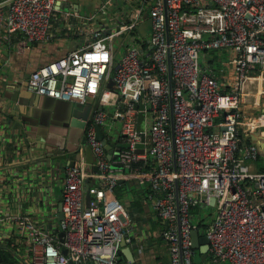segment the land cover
Instances as JSON below:
<instances>
[{
  "label": "built area",
  "instance_id": "obj_1",
  "mask_svg": "<svg viewBox=\"0 0 264 264\" xmlns=\"http://www.w3.org/2000/svg\"><path fill=\"white\" fill-rule=\"evenodd\" d=\"M59 7V0L0 1V178L11 172L8 158L28 157L3 112L8 55L49 42L58 19H63L61 33L84 36L87 42L31 71L25 89L53 100L97 101L85 126V146L97 172H87L81 149L78 160L64 167L58 223L0 212V223L8 228L2 239L10 241L19 262L133 264L119 256L122 242L131 243L130 220L116 198L112 163L96 138L98 126L105 141L111 139L117 121L129 148L118 151L116 162L137 183L151 186L148 200L170 264H193L194 207L209 213L199 234L208 240L205 264H264V172L251 170L259 150L246 144L239 131L242 122L252 127L264 123L263 114L249 119L242 112L246 86L264 74V0H102L80 25L71 20L76 14L59 17ZM214 51L229 54V84L219 83L206 64L205 54ZM139 105L142 111L135 109ZM139 144L143 148L136 151ZM43 189L48 197L50 188Z\"/></svg>",
  "mask_w": 264,
  "mask_h": 264
},
{
  "label": "crops",
  "instance_id": "obj_2",
  "mask_svg": "<svg viewBox=\"0 0 264 264\" xmlns=\"http://www.w3.org/2000/svg\"><path fill=\"white\" fill-rule=\"evenodd\" d=\"M59 1L60 7L57 15L63 17L64 13L76 14L78 18H71V20L73 24L80 25L83 22V18H89L95 14L102 0ZM62 22L63 19H58L54 23V37L49 42L33 44L20 55L13 53L8 55V72L10 77L15 74L18 77L22 74L23 70L30 71L47 62L58 59L64 56L68 50L80 47L84 43V36H78L73 33L66 36L63 32L61 33ZM228 57L229 54L226 51H214L205 54L206 64L213 71L218 82L224 85L229 84L232 78L231 71L228 67ZM251 76L254 77L255 75L253 74ZM224 91H228V88L224 87ZM244 92L247 94V97L242 104V112L246 115V118L251 119L262 114L264 115V74L259 76L258 79L250 81V84L246 86ZM26 93L30 94L29 92ZM73 103L77 104L76 102ZM41 104L48 108V111L42 113L46 123L49 124L50 120L52 129L55 132H59L60 135L67 132L69 136V147L77 151L81 149L86 162V146L85 144L82 145V142L83 139L85 140V126L92 119L98 105L97 101L89 100L86 104H77V108L72 110L71 115L75 125L69 126V130L63 129L58 124H60L59 121L61 120L63 111L68 112L72 104L61 100L51 101L47 99L43 100ZM247 123L242 122L239 130L240 135L246 144H254L258 147L261 159L251 165V170L260 171L264 169V123L257 127H252L249 124L247 125ZM112 126L113 131L116 130L115 133L119 132V123L117 121ZM115 137L117 136H114V139H116ZM56 142L58 144L60 141L57 139ZM117 142L118 144H124L122 140ZM117 142L114 140L113 144L116 145ZM118 151V147L114 148L116 155ZM78 158L79 153L74 159L77 161ZM116 161H111V166L114 176L118 180L122 179L120 182L118 181L117 190H122L120 192L122 195L121 202L126 207L130 220L127 229L131 235V243L127 247L132 253L133 264H170L166 246L159 236L161 225L155 216L151 204L141 202L140 206L133 205L135 202L134 199L138 196L137 192H139V188L132 186L131 188L133 189L127 191L125 187H119L121 183L127 182L132 177ZM6 163H10L9 169L11 172L7 171L4 178H0V212L8 213L7 215L29 213L37 221L43 220L58 223V205L60 204L64 167L51 171L44 181H40L39 179L36 180L34 173H27V170L31 169L34 171L35 168L30 158L27 157L24 160L14 155V159L8 158ZM133 180H135L134 177ZM129 181L131 182V180ZM30 183L31 185H29ZM91 183V181L86 182L85 187H88ZM44 187L50 188L48 197H45L43 192H41V188L44 191ZM24 196H27V198ZM7 231L6 223H0V244L8 240L5 239L4 241L2 239V237L6 236ZM124 259L126 260L125 256Z\"/></svg>",
  "mask_w": 264,
  "mask_h": 264
},
{
  "label": "water",
  "instance_id": "obj_3",
  "mask_svg": "<svg viewBox=\"0 0 264 264\" xmlns=\"http://www.w3.org/2000/svg\"><path fill=\"white\" fill-rule=\"evenodd\" d=\"M28 78V75L22 79H18L16 74L9 77L7 80L6 85L9 87H5L3 94H2V101H3V112L7 121L10 125V128L17 132L18 135L21 136L23 139L24 146L26 148L25 153L28 157L32 160L33 166H35L34 171H36L35 178L38 180L39 177L46 179L51 171H54L59 168H63L65 166H72L76 159L75 156L78 155V151L72 149L68 145L69 136L67 132L63 135H60L59 132H47V133H37L35 135H31L28 130L26 129V124L30 123L34 128H38V125H35L33 122L25 123V120H33L36 123H39L38 117H44L42 115L43 112L48 111L46 106H43L41 102L45 99L53 101V99L45 98V97H38L33 94H28L25 92V83ZM167 83L169 92L172 90V80H171V66L169 62V57H167ZM5 92L11 94L10 97L5 96ZM57 101V100H55ZM169 101H171V94H169ZM68 104H72L70 106V110L68 112L63 111L61 120L59 121L60 124L58 126H62L63 129L69 130V126L75 125V122L72 121L71 115L72 110L77 108V104L73 102H66ZM139 108L141 111L144 108V105L135 106V109ZM36 113H38L36 115ZM64 117V120H63ZM171 122V130L173 126V119L170 117ZM51 122L49 120V124H46L48 129L51 127ZM45 127V124H44ZM46 134V135H44ZM50 134V135H48ZM59 136V138L67 139L68 147L64 146L63 144L59 146L57 144V139L49 141L48 138H52L54 136ZM96 138L98 141H101L104 147V150L107 153V159L109 161L117 160V156L114 152L113 147L108 144L104 136L102 134V130L100 127H96ZM85 144V140L83 139L82 145ZM118 150L128 149V144H118ZM143 148L142 144L136 145V151H140ZM86 164H87V172L92 174L96 173L97 169L95 167V160L91 153L90 148L86 147ZM35 156V159H34ZM32 157V158H31ZM70 161V163H68ZM173 162H174V170H175V156L173 154ZM40 180V178H39ZM122 179L118 180L119 182ZM177 189V184L175 185ZM42 190V188H41ZM89 196L86 195V201L88 202ZM214 199L211 198L209 201V206L213 207ZM58 221L62 219L61 214V204L58 205ZM122 251L121 253L125 256L126 260L133 263V256L130 252V249L127 247L125 242L123 241L122 244ZM191 246L194 251H196L200 257V263H203L207 258L208 252V240L206 236H200L199 233L195 230L191 232ZM63 254H66V251H62Z\"/></svg>",
  "mask_w": 264,
  "mask_h": 264
},
{
  "label": "trees",
  "instance_id": "obj_4",
  "mask_svg": "<svg viewBox=\"0 0 264 264\" xmlns=\"http://www.w3.org/2000/svg\"><path fill=\"white\" fill-rule=\"evenodd\" d=\"M221 123H222V116H220L219 118H217L215 120V125H219ZM115 131L116 130H114V136H117V137H115L116 139H114L113 134L111 135V133H110L111 139L107 140V143L111 144L113 149L118 146L117 141L122 140L119 132L115 133ZM114 140H115V142H117L116 145L113 144ZM259 159H261L260 155L258 156V160ZM147 162L150 163L151 159L148 158ZM258 172H264V169H261ZM129 180H131V182ZM129 180L125 183L124 182L121 183L119 185V187H122V188L125 187L127 189V191L130 189H133V188H131L132 186H134V187L136 186L137 188H139L138 189L139 192H137L138 196H136V198L134 199V201H135L134 204H133V200H132V204L136 205V206H138V205L140 206L141 202L149 203L148 197L153 196V191L151 189V186L149 184H139V183L137 184V182L135 180H133L132 178H130ZM134 190H136V189H134ZM120 192H122V190L119 191L116 189L115 194H116V198L118 200L122 201V195L120 194ZM209 211L211 212L212 210L211 209L207 210V212H209ZM208 214L209 213H207V216H206L203 213V211L201 210V208H199V207H194L190 210V215H191L192 221H193V223L196 224V231L199 234L203 233V231L205 230V227H206L207 221H208ZM9 243H10V241L7 240L4 243L0 244V264H21L19 262L17 256L14 253H12L11 248L9 246ZM194 254L195 255L193 258V264H205L206 263V260L203 263H200V257L196 251H194ZM119 256H120V259L122 260L121 262H123V260H125L123 254L120 253ZM196 256H198V258H199L198 263L196 262V259H195Z\"/></svg>",
  "mask_w": 264,
  "mask_h": 264
},
{
  "label": "rangeland",
  "instance_id": "obj_5",
  "mask_svg": "<svg viewBox=\"0 0 264 264\" xmlns=\"http://www.w3.org/2000/svg\"><path fill=\"white\" fill-rule=\"evenodd\" d=\"M113 46L115 47V49L118 47V43H117V41H116V39L114 40V43H113ZM122 53V50L120 49L119 51H118V49H117V56H120V54ZM117 60H118V58H117ZM199 60L201 61L202 60V56H200V58H199ZM109 87L111 88L112 87V84H111V82L109 83ZM5 96L6 97H10L11 96V94L10 93H8V92H5ZM38 113H36V115H37ZM37 119L39 120V123H36V121L34 122L33 120H25V123H28V122H33L35 125H38V128L36 129V128H34V126H32L30 123H28V124H26L25 126H26V129L28 130V132L31 134V135H35V134H37V133H47V132H54V130L52 129V127L51 128H49L48 129V127L46 126V121L44 120V117H38V115H37ZM142 121H143V115L142 114H140V116H139V123H140V125L138 126V128H141V124H142ZM44 124H45V127H44ZM113 134V136H114V131L112 130L111 131V135ZM44 135H46V134H44ZM48 135H50V134H48ZM49 139V141H51V140H55V139H58L60 142H58V145L59 146H61L62 144L64 145V146H66V147H68V145L66 144L67 143V139H62V138H60L59 139V136L57 135V136H54V137H52V138H48ZM120 165V164H119ZM120 167H121V165H120ZM132 177V179H133V176H131ZM196 262L198 263V261H199V258H198V256H196Z\"/></svg>",
  "mask_w": 264,
  "mask_h": 264
},
{
  "label": "flooded vegetation",
  "instance_id": "obj_6",
  "mask_svg": "<svg viewBox=\"0 0 264 264\" xmlns=\"http://www.w3.org/2000/svg\"><path fill=\"white\" fill-rule=\"evenodd\" d=\"M31 71H32V70H30V71H29V70H23L22 74L19 75L17 78H18V79H22V78H24L25 76L29 75Z\"/></svg>",
  "mask_w": 264,
  "mask_h": 264
}]
</instances>
